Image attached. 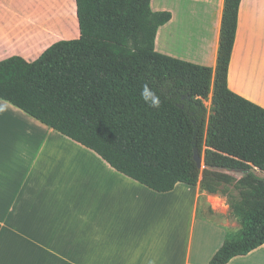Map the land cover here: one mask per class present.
<instances>
[{"label":"crops","instance_id":"0c3cea01","mask_svg":"<svg viewBox=\"0 0 264 264\" xmlns=\"http://www.w3.org/2000/svg\"><path fill=\"white\" fill-rule=\"evenodd\" d=\"M224 1L151 0L153 12L171 15L155 51L214 71ZM61 5L0 0V61L32 62L55 42L78 38L77 21L53 26L60 11L73 20L74 3ZM227 85L264 109V0L240 2ZM229 212L199 183L150 190L0 100V264H209ZM227 264H264V245Z\"/></svg>","mask_w":264,"mask_h":264},{"label":"trees","instance_id":"16d2710c","mask_svg":"<svg viewBox=\"0 0 264 264\" xmlns=\"http://www.w3.org/2000/svg\"><path fill=\"white\" fill-rule=\"evenodd\" d=\"M74 2L79 37L55 42L32 62L1 60L0 100L150 190L199 183L225 197L239 229L226 233L209 264L264 245V178L227 173L264 174V109L227 85L241 0L224 1L214 71L155 51L157 30L171 15L153 12L151 0ZM145 84L160 96L159 109L142 102ZM195 151L203 155L202 172Z\"/></svg>","mask_w":264,"mask_h":264},{"label":"rangeland","instance_id":"374dc122","mask_svg":"<svg viewBox=\"0 0 264 264\" xmlns=\"http://www.w3.org/2000/svg\"><path fill=\"white\" fill-rule=\"evenodd\" d=\"M48 1H50V3H52L53 4V6L55 7L56 6V8H61V4H62V2H63V0H48ZM73 3H74V7H73V9H72V11H73V16H72V19L73 20H68V18L67 19H65V17H64V15L62 14V12H58L56 15V17H57V20L55 21V18H53V20H51L52 21V23H53V26H55L56 24H57V26H60V23L61 22H66V23H68L70 26H72V28L74 27V24H73V21H77V19H76V8H75V2H74V0H71ZM25 6L27 7V8H29V6L32 8H35V4L33 3V4H29V5H27V2L25 3ZM50 23V20H49V22L47 23L48 24V28L49 29H51L52 28V30H54L55 29V27H52V25H50L49 24ZM50 25V26H49ZM58 30H59V27H58ZM37 59V58H36ZM35 59V60H36ZM211 98H212V90H211V92H210V94H209V96H208V98L206 99V100H204V102H203V104H204V106H205V108H206V114H207V118L209 117V115L211 114V112H212V107H211ZM204 169V167H202L201 169H200V171L202 172V170ZM256 171V175L257 176H259V177H261V178H264V174L263 173H260V172H258L257 170H254V169H252V170H250V171H246V172H243V173H236V172H234V171H229V172H227L228 174H230V175H232V176H234V177H236V178H240L242 175H247V174H249V173H253V172H255ZM227 190H228V192L229 193H231V194H235V192L231 189V188H226ZM219 198H222L223 199V201L224 202H226V198L225 197H223V196H221L220 194H218L217 195ZM225 219H226V225H227V230H228V232H235V231H237L238 229H239V225H238V223L236 222V219L230 214V212H229V214L225 217Z\"/></svg>","mask_w":264,"mask_h":264},{"label":"clouds","instance_id":"9594fccd","mask_svg":"<svg viewBox=\"0 0 264 264\" xmlns=\"http://www.w3.org/2000/svg\"><path fill=\"white\" fill-rule=\"evenodd\" d=\"M140 98L149 108L159 109L161 106L160 96H158L157 93L147 84L143 85L140 92Z\"/></svg>","mask_w":264,"mask_h":264},{"label":"water","instance_id":"95a60500","mask_svg":"<svg viewBox=\"0 0 264 264\" xmlns=\"http://www.w3.org/2000/svg\"><path fill=\"white\" fill-rule=\"evenodd\" d=\"M193 160L195 161L198 170H200L202 167H204L203 155H201L197 151L194 152Z\"/></svg>","mask_w":264,"mask_h":264},{"label":"bare ground","instance_id":"6f19581e","mask_svg":"<svg viewBox=\"0 0 264 264\" xmlns=\"http://www.w3.org/2000/svg\"><path fill=\"white\" fill-rule=\"evenodd\" d=\"M62 6V5H61ZM64 6V5H63ZM60 12H62V11H60ZM45 24V23H44ZM45 26H48V24H45Z\"/></svg>","mask_w":264,"mask_h":264}]
</instances>
